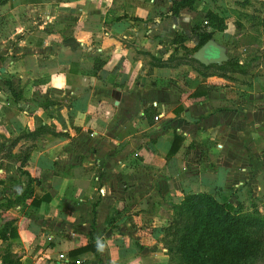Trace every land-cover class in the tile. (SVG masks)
<instances>
[{"label":"crops","instance_id":"0c3cea01","mask_svg":"<svg viewBox=\"0 0 264 264\" xmlns=\"http://www.w3.org/2000/svg\"><path fill=\"white\" fill-rule=\"evenodd\" d=\"M173 1L0 0L1 264H169L184 195L264 202V76L183 59L226 2Z\"/></svg>","mask_w":264,"mask_h":264},{"label":"trees","instance_id":"16d2710c","mask_svg":"<svg viewBox=\"0 0 264 264\" xmlns=\"http://www.w3.org/2000/svg\"><path fill=\"white\" fill-rule=\"evenodd\" d=\"M193 2L173 1L171 12L177 14L179 9L190 7ZM197 28L200 40L196 49L210 39L209 33ZM101 65L97 62L96 68ZM177 146L178 143L173 142L169 153H174ZM170 210L171 218L163 238L172 231L176 238L172 241L175 250L188 264H252L264 252V216L255 203L248 211L241 202H220L209 193L193 192L172 204ZM90 247L87 245L80 251ZM166 248L168 255L171 254V247Z\"/></svg>","mask_w":264,"mask_h":264},{"label":"rangeland","instance_id":"374dc122","mask_svg":"<svg viewBox=\"0 0 264 264\" xmlns=\"http://www.w3.org/2000/svg\"><path fill=\"white\" fill-rule=\"evenodd\" d=\"M225 2V13L223 11L221 15L217 12L207 13L202 26L194 27L195 33L199 34L197 27H200L209 33L210 40L215 42L219 41V38L213 39V33L216 32L219 35L230 25L231 32L236 35V38L231 44H228L227 51L224 48L225 61L214 62L206 67L196 64V67L203 75H206L207 71H214L218 77L229 79L234 83H248L255 77L264 76V7L261 4H248L250 7L246 4L242 6V3L237 0H225ZM242 46L244 49L241 48ZM194 50L196 47L189 49L186 56L182 58L187 62H192V58H189L188 55H192ZM212 53L216 54V51L213 50ZM242 53L245 56H242ZM238 62L243 64L240 65ZM252 204L254 205L253 202H250L244 206V210H251ZM255 205L260 215L264 216V202L255 203ZM171 232L162 239L165 247H171V254L168 255L169 264H188L175 250L176 246L172 241H176V238H173ZM252 264H264V252Z\"/></svg>","mask_w":264,"mask_h":264},{"label":"water","instance_id":"95a60500","mask_svg":"<svg viewBox=\"0 0 264 264\" xmlns=\"http://www.w3.org/2000/svg\"><path fill=\"white\" fill-rule=\"evenodd\" d=\"M217 48L218 54L215 57H209L208 52L211 48ZM194 57L201 63L207 64L209 61L223 62L225 61L224 49L219 47L213 40H207L203 45H201L197 51L194 53ZM1 264V263H0Z\"/></svg>","mask_w":264,"mask_h":264},{"label":"built area","instance_id":"2783aa9c","mask_svg":"<svg viewBox=\"0 0 264 264\" xmlns=\"http://www.w3.org/2000/svg\"><path fill=\"white\" fill-rule=\"evenodd\" d=\"M59 257H62V255H59Z\"/></svg>","mask_w":264,"mask_h":264}]
</instances>
